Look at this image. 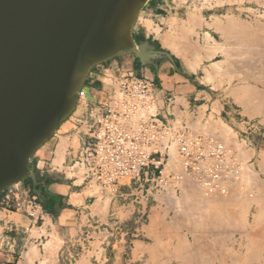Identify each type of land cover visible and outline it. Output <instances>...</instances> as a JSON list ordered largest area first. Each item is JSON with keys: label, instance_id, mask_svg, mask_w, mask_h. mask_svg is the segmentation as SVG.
Returning a JSON list of instances; mask_svg holds the SVG:
<instances>
[{"label": "rangeland", "instance_id": "374dc122", "mask_svg": "<svg viewBox=\"0 0 264 264\" xmlns=\"http://www.w3.org/2000/svg\"><path fill=\"white\" fill-rule=\"evenodd\" d=\"M175 2L180 7L183 6L184 7L183 10H186L187 8L188 9L192 8L193 10H195V12H198V17L195 16V18H197V21H196L197 24L196 25H198V26H195V32L193 33V35H191L192 39H190L191 45L196 47L195 51H193L194 53L192 52L193 53L192 56L196 55V57H191L192 53L188 54V55L182 54L183 55L182 56L180 53L173 51L174 49L179 48V46H180V40L182 39L181 37L183 36L182 35V29H181L182 27L181 28L178 27L177 30L174 31L173 37L169 40L171 42L163 44L162 49L171 50V51H168V50H165V51L170 52L173 55V57L176 60H178V65H179V68L181 70L184 68V64L189 65V62L195 66L199 64L198 66L195 67V71L198 67H200L199 70H197L196 75L191 76L190 81H191L192 85L198 86L201 90L204 89L205 92L201 96L204 99L200 100L198 102H195V104H193V106H192L193 108L191 109L190 113L188 114L187 120L184 121V120H182V118H179L177 121L170 122L169 124H171L173 126H186V127H189L191 130H193L194 132L199 133V134H213L214 133V135H216L218 138H220L225 144L229 145L230 148L235 149L234 152L236 153L237 158L239 159V164L241 166L240 173L242 171H244L246 167H248V169H251V171L249 170L250 172L248 171L250 173V175H251V172H252V175L255 174V176H256V173L258 174L257 175V181H258L257 183H258L259 187L255 184L256 182L253 180L254 176L251 175V176H249V178H248V176H246L247 177V179H246V177L244 175L246 171H244L243 172L244 173L243 178L245 180L244 182L241 183V181H242L240 179L241 177L238 176V179L234 180V183H232L233 181L231 183H229L228 189L230 191L228 192V194L230 196V199H229V196H228V199L229 200L232 199V200L230 202L229 201L224 202L225 204H223V207L225 206V208L223 210V207H221V205H222L221 201L223 199L221 197H216V200H214V199L212 200V198H210L208 196L209 200H207L208 197H206L207 198L206 199L205 196L203 197V194H200L201 192L196 187L197 185L190 178L188 179V177H185L184 181H183L184 183L181 186L182 193H180L179 199H178V200H180L179 202H181V204L179 202L175 203L174 201H171L168 199H162L161 200L160 198H157L160 206H162V212L158 213V214L156 213L157 214L156 216H158V218L160 217L159 219H160L161 223L159 221H158L159 223L155 222L157 227L162 226V228H163V233L160 237H157V236L153 237L151 235V232L154 230V224L152 223V225H149V218H148L150 207L152 205L156 204L157 202H151L152 200L151 201L150 200L149 201H147V200L142 201V204L146 208V214H145L144 219H140V220L128 219L129 215L126 214V212L122 213L121 216H122L123 221H121V226L123 228H137V227L141 228V227H143L145 231L148 230L150 233V237L147 238V248H146V250L140 249L141 250L140 252H142L141 260L137 264H173V263L179 264L178 261L175 260V252L178 248L179 238L184 239V240L187 239L190 248L192 250L195 249L194 244H193V239H192L190 232L194 231V233H195V231L197 232L200 228L199 229L197 228L198 230L196 229L195 225L198 226V224H196V223H198L197 222L198 220L195 223H194V221L196 219H198L201 216V214L204 215V213L207 212L206 210H208V212H209L210 207L216 208V206H218L219 203H221V204H220V206H218L219 207L218 212L220 214L224 213V216H226V218H223L224 221L223 222L221 221V223H219L220 221L218 223H216L217 221H215V223H214V221L212 219L209 220L210 222L209 221L205 222V220H204L205 224L209 222V227H208L209 230L207 229V227H205V226H207V224L206 225L204 224L205 226L203 225L204 229L201 228L202 229L201 231L208 230V234L206 231H204V232H206V235L204 234L205 237L203 238V242L205 245H209V247L212 248V250H214L212 252V255H211L213 258L223 256L221 254H224L223 252L227 251L228 248L229 249L235 248L236 250L239 249L238 248L239 244H241L242 241L240 238V233L238 232L239 229L236 230L237 229L236 227H240L242 229L244 226V219H243L244 218V212H243V207H241V205H240L241 201L245 200L246 198L248 200V198H249L248 195L251 197V198H249V200H251V199L254 200L256 198L255 196H257L258 199L264 200V197L261 196L262 195L261 191H260L261 189L259 190V188L262 185H263L262 187H264V169L259 167L260 156L264 154V107H262V109L259 110L260 109L259 101L253 100V101H255V103L251 102L252 104H250V105L248 104L249 105L248 108H252L251 109L252 111L246 113L243 105H239L236 101L238 96L243 97L242 92H243L244 88H248V87L252 88V89H254V87H256L255 89L264 88V57H262V56H264V53H263L264 52V0H175ZM216 14L218 16H215ZM203 15H206V16L213 15V17H212L213 22L206 23L207 27L212 29L211 35L207 32L210 35L209 39H207L206 34L200 33V32H205V29H202V26L204 24ZM226 16H228L227 18L232 17L234 19L231 18L230 21L228 22L229 19L226 20L227 19ZM217 19L222 20L223 22L221 21V23H223V24H226L227 22H228L227 25L232 24L233 28H237V30H235V31H237L238 34H239V32L241 34L242 31H244V30H245V32L247 30L248 34H250V35L254 33L253 35H251L252 37L254 36L253 38H251V40H253L252 42H254V43H252V44L253 45L255 44V46H253V45L251 46V44H249V43H248L249 45H245L244 43L241 44V42H240V44H237L238 41L236 42V38L233 39V37L231 39L228 38L230 40L229 41L230 44L229 43H228V45L225 44L224 42H228V40L224 41L225 39L220 37V34L217 33L216 30H214V27L212 26L214 21ZM198 20L200 21V23L198 22ZM210 24H211V26H210ZM235 24H237V25H235ZM199 26H201V27H199ZM232 26H231V28H232ZM234 26H236V27H234ZM239 27H242L243 29L239 28ZM197 28H199V30H197ZM248 30H250V31H248ZM245 32H243V34ZM247 32L245 34H247ZM239 37H242V36H239ZM222 41L224 44H222ZM255 41L260 42L261 47H259V43L256 44ZM242 42H243V40H242ZM220 46H222V48H225V46L227 48V46H228V51H229V47L231 50L232 49L233 50L232 51L230 50L231 51V53H230V52H226L227 50L225 48L226 51L223 50V52L224 51L225 52L222 54L220 49L218 51V48ZM255 47L256 48L258 47V49H261V50L259 51ZM222 48H221V50H222ZM251 48H252V51H251ZM196 49H197V51H196ZM200 49L202 52H200ZM207 49H209V50L211 49L210 50L211 52ZM246 49H248V50H246ZM206 50L209 51L210 54H212V55H210L209 52L207 54ZM197 52H198V54H197ZM212 52L216 53V55L213 54ZM204 53H206V54H204ZM225 53H226V56H228V57L223 56V55H225ZM227 53L229 55L231 54L230 57H232V58H230ZM240 53H241V55H240ZM249 53H250V56L252 54H254V55H252L250 57ZM256 53H258V54H256ZM197 55H199L200 59H198L199 57ZM202 56H203V58H202ZM185 57L189 61L188 63H187V60ZM248 57H250V58H248ZM178 58H180V59H178ZM239 58H241V59H239ZM226 60H227V62H226ZM242 61H243V63H246V65L243 63H241V64L239 63ZM215 62H216V64H214ZM202 63H205V64H202ZM254 63L257 64V66ZM191 64L189 65L190 69H191ZM210 64H211V66H210ZM213 65L216 67L212 68V67H214ZM243 65H245V66H243ZM250 66L253 68H251ZM235 72H237V73H235ZM231 73H233V74H231ZM205 75H206V77H205ZM207 75H209V77ZM260 75L262 77H260ZM120 77L113 78V80H111L109 78L107 80L106 85H107V91L108 92H111L112 89L114 90V89L118 88V79ZM207 77L209 78V80ZM248 78H250V79H248ZM245 85H246V87H245ZM234 89H236V92ZM237 90L239 92L238 94H240V95L237 94ZM106 95H107V92L105 95H102V96L96 97L93 95L94 98H91L90 100L85 101L83 104H81L78 111L77 112L75 111L76 114L71 116V117H73V120L75 122L82 123V128L79 129V127H78L79 132L82 131L85 135L88 133V130L90 128V125L93 122V119L100 112H102L101 102H104L107 99ZM156 100H157V98H156ZM195 105H197V106L195 107ZM157 108H158V103H157ZM209 118L211 120H209ZM208 123L211 124V126ZM220 130H222L224 132H222ZM225 136L228 137V141H227V137H225ZM76 142L77 141H75L74 145L77 144ZM233 145L235 147H233ZM244 151H246V152H244ZM248 153H251V155ZM56 164L61 165L62 161H59ZM243 166H244V168H243ZM167 168L172 173L181 172V170H182L181 165L179 163V160L176 156H175V158L174 157L171 158V160L168 162ZM252 169L256 172H254ZM248 172H246V175ZM253 172H254V174H253ZM68 176L71 177V175H68ZM248 179L250 182L248 181ZM254 179H256V178H254ZM126 184H127L126 187L123 188V191L125 193H130L132 191H135V193H137V191H136L137 186L135 184H133L129 181H127ZM230 184H232V186ZM143 186L145 188V193H144L145 196L147 195V193L150 195L155 194L153 191V187L150 184H148V185L144 184ZM230 186L232 189L230 188ZM90 190H92V195L99 196V201L95 204L93 209L96 210L95 208H98L101 215H103L104 217H107L110 214H112L111 202L113 201L112 200L113 197L106 193L105 194V204H104V206L101 207L100 203H101V200L103 199V196H104L103 192L96 185H93L92 189H90ZM226 191H228V190L226 189ZM241 191H244V192L241 193ZM190 192H192L193 194ZM231 192H233L234 194ZM247 192H249V193H247ZM226 193L227 192L224 193V196ZM228 194H226V195H228ZM28 195H31V193H28ZM220 195H223V193ZM240 195H242V196H240ZM235 197H236V199H235ZM253 197H254V199H253ZM204 199H206V200H204ZM203 200H204V202H202ZM217 200H218V202L215 203V201H217ZM234 200H236V201H234ZM114 201L116 202L115 206L118 208V207H122L124 204H126L128 202L130 203L131 199L129 198V200H124L121 198H117V200H114ZM205 201L207 204L205 203ZM207 201L211 202V203L208 204ZM170 202H171V204H170ZM200 202H202L203 204ZM227 202H229V203H227ZM172 203L176 204V205H173ZM185 204H186V207H185ZM215 204H217V205H215ZM202 206H204V207H202ZM197 207L203 208L204 212H202L203 209H201V208L197 209ZM199 211H201V214H197V213H200ZM154 212H156V208H154ZM225 213L229 214V216L226 215ZM177 215H178V217H177ZM240 215H241V217H240ZM139 216L140 215H134L135 218L139 217ZM201 219H203V218H201ZM190 220L193 222H190ZM204 222L202 220V223H204ZM186 223H188V224H186ZM40 224H41V221H39L37 225H40ZM88 224L89 223H86V225H81V223H80L79 226L76 227V230H73L71 232V235H66L67 233L63 232V236H59L55 232L54 233L52 232L53 234L52 233L49 234L46 231H44L43 234L46 235V238H44L43 242L40 244L39 247H36L38 252L40 250H42V251L44 250L46 253H48L47 244L49 243V241L55 240L54 236H57L60 239L58 240L57 246H55V247L56 248L58 247V248L57 249L55 248L56 251L54 250L55 253H53L55 258H56V264H99V262L103 263L104 260L108 258V254H107V252H105V250H104L105 247H104L102 242L104 239H105V241H108L109 238L106 236H105V238H101V237H97L96 235L94 237H92L91 234H88V233L95 232V229L92 227H89ZM92 224H93L92 225L93 227L97 226L96 223H92ZM193 224H195V225H193ZM245 226L247 227V225H245ZM104 228H108V226L105 225ZM104 228L102 229L103 231H104ZM210 228H211V230H210ZM248 228L250 229V227H248ZM234 230H236L237 233ZM172 231H173V233H172ZM198 232H200V231H198ZM212 233H214V235ZM230 240H232V241H230ZM236 240H237V242H236ZM94 241H95V243H90V242H94ZM165 241H167V242H165ZM156 244L158 245V249H157ZM124 245H125V243H124ZM127 247H128V245H127ZM153 248L157 249L159 252L155 256H152L151 254H153V253L150 252V250H152ZM67 250H69V251L67 252ZM127 252L128 251L124 252L125 257L127 256ZM49 256H52V255H49ZM86 260H87V262H86Z\"/></svg>", "mask_w": 264, "mask_h": 264}, {"label": "water", "instance_id": "95a60500", "mask_svg": "<svg viewBox=\"0 0 264 264\" xmlns=\"http://www.w3.org/2000/svg\"><path fill=\"white\" fill-rule=\"evenodd\" d=\"M149 1L0 0V195L39 185L32 159L75 113L95 67L120 55L175 62L133 36Z\"/></svg>", "mask_w": 264, "mask_h": 264}, {"label": "crops", "instance_id": "0c3cea01", "mask_svg": "<svg viewBox=\"0 0 264 264\" xmlns=\"http://www.w3.org/2000/svg\"><path fill=\"white\" fill-rule=\"evenodd\" d=\"M183 9L184 7L176 4L175 0H150L139 15L133 29V36L137 40L150 41L159 50L171 51L162 49L163 44L171 42L169 40L173 37L174 31L183 24V20L191 21V16H193L192 18L198 17V12L192 8ZM212 17L213 15H203V20L205 23H209L213 21ZM202 29H205V32H200L201 34L208 32L211 35L212 29L207 25L203 24ZM154 63L155 66H142L134 55H120L95 67L86 86L90 89L91 94L97 97L106 94V82L109 78L129 73L137 78L152 79L158 86L156 98L160 118L169 123L177 121L179 118L187 120L193 104L204 99L201 96L205 90L192 85L190 81L191 76L196 75L200 67L193 72L189 65L184 64V68L181 70L176 59L174 63L168 59ZM78 127L82 128V123L75 122L73 117L69 118L63 123L56 136L35 153L32 163L39 175L38 186L34 188L31 179L18 184V187L24 192L38 197L42 206L40 225H36L23 212L4 208L1 205L2 194L0 195V264H56L54 255L48 257L44 250L38 252L36 248L46 238L43 232L46 231L49 234L55 232L59 236H63V232H65L66 235H71V232L76 230L80 223L81 225L89 223L88 226L95 229V232L88 233L92 237L96 235L101 238H105V236L109 238L108 241L104 239L102 242L108 258L99 264H137L142 255L139 250L140 248L141 250L146 249L150 233L143 227L123 228L121 215L126 212L129 215L128 219H142L146 214V208L142 204L143 200L157 202L150 207L149 225L154 224V230L151 232L153 237L162 235V226L157 227L155 224V222H160V217L158 218L156 215L162 212V206H160L157 197L152 198L149 194L145 196L143 191L136 190L137 193L135 191L127 193L126 200L130 198L131 202L118 208L114 201L117 198H112V214L107 217L101 215L98 208L93 209L99 201V196L92 195V190H90L92 186L88 184L76 185L77 183L68 176L79 148L86 139L85 134L78 131ZM75 141H77L76 145H74ZM59 161H62L61 165L56 164ZM103 194L101 207L105 204L106 193L103 192ZM154 208H156V212H154ZM134 215L140 216L135 218ZM92 223H96L97 226L93 227ZM105 225L108 228H104ZM90 243H95V241ZM126 251L128 252L125 257L124 252ZM30 253L31 256H29Z\"/></svg>", "mask_w": 264, "mask_h": 264}, {"label": "built area", "instance_id": "2783aa9c", "mask_svg": "<svg viewBox=\"0 0 264 264\" xmlns=\"http://www.w3.org/2000/svg\"><path fill=\"white\" fill-rule=\"evenodd\" d=\"M86 88L79 94L78 108L94 98ZM157 88L154 80L128 73L118 79V88L107 91L102 112L93 119L69 170L76 185H96L113 198L126 200L123 188L127 181L144 193L143 185L150 184L155 193L150 196L175 202L185 177H192L212 192L238 173L235 153L216 135L199 134L160 118ZM174 156L181 172L172 173L167 168ZM1 205L25 213L36 225L42 220L38 197L28 195L18 185L2 193Z\"/></svg>", "mask_w": 264, "mask_h": 264}, {"label": "bare ground", "instance_id": "6f19581e", "mask_svg": "<svg viewBox=\"0 0 264 264\" xmlns=\"http://www.w3.org/2000/svg\"><path fill=\"white\" fill-rule=\"evenodd\" d=\"M227 15V14H226ZM193 16H191V21H184L183 20V24H181V26H179L181 29H182V39L180 40V46H179V48H176V49H174L173 51H175V52H177V53H180L181 55L182 54H184V55H188V54H191L193 51H195V48L196 47H194L193 45H191V43H190V39H192V37H191V35H193V33L195 32V26H198V25H196L197 24V18H192ZM228 16H226V18H227ZM232 18V17H231ZM230 17L229 18H227L226 20H228V22L230 21V19H231ZM194 19V20H193ZM232 19H234V18H232ZM220 20V19H219ZM218 19L217 20H215L214 21V23L212 24V26L214 27V30H216V32L217 33H219L220 34V37H222L223 39H225L224 41H226V40H228V42H224L225 44H227L228 45V43L230 44V40L229 39H231L232 37H233V39L234 38H236V42L238 41V43L237 44H240V42H241V44H245V45H249V44H251V46L253 45L252 43H254V42H252L253 40H251V38H253L251 35H253V34H248V32H247V30H246V32H247V34H245L246 32H245V30L244 31H242V35L240 34V32H239V34H238V32L237 31H235V30H237V28H233V26H232V24H228L227 25V23L226 24H223V23H221V21L222 20H220L219 21ZM131 21V20H130ZM129 21V22H130ZM148 21H150V20H148ZM233 21V20H232ZM198 22L200 23V21L198 20ZM213 22V21H212ZM223 22V21H222ZM236 22V21H235ZM149 23V22H148ZM198 23V24H199ZM207 23V22H206ZM205 22H204V24L205 25H207ZM232 23V22H231ZM237 23V22H236ZM151 24V23H150ZM238 24V23H237ZM237 24H235V25H237ZM240 24V23H239ZM200 25V24H199ZM234 25V24H233ZM209 26V25H208ZM210 26H211V24H210ZM231 26H232V28H231ZM149 27V26H148ZM199 27H201V26H199ZM234 27H236V26H234ZM245 27V26H244ZM239 28H242V27H239ZM243 29V28H242ZM240 30V29H239ZM248 31H250V30H248ZM243 32H245L244 34H243ZM252 32V31H251ZM197 35V34H196ZM259 35V34H258ZM239 36H242V37H239ZM256 36V35H255ZM206 37H207V39H209V37H210V35L208 34V33H206ZM229 38V39H228ZM243 40V42H242V40ZM206 39V38H205ZM206 39V40H207ZM232 39V40H233ZM257 39V38H256ZM212 40V39H211ZM231 40V41H232ZM255 40V39H254ZM260 40V39H259ZM256 42V41H255ZM223 43V41H222V44H224ZM247 43V44H246ZM249 43V44H248ZM257 43H259V47H261L260 46V42H256V44ZM253 46H255V44L253 45ZM215 47V46H214ZM217 47V46H216ZM221 48H222V46H220L219 48H218V51H219V49H220V51H221V53L223 54L226 50V52H230L231 53V51L233 50H231L230 49V47H229V51H228V46H227V48H226V46H225V48H226V50H225V48H222V50H221ZM241 48V47H240ZM254 48V47H253ZM256 48V47H255ZM199 49V48H198ZM256 49H258V47L256 48ZM207 50H209V49H207ZM206 50V51H207ZM211 50V49H210ZM209 50V51H210ZM223 50H225L224 52H223ZM231 50V51H230ZM246 50H248V49H246ZM259 51L261 50V49H258ZM196 51H197V49H196ZM209 51H207V54H208V52ZM241 51V50H240ZM251 51H252V48H251ZM199 52V51H198ZM198 52H197V54H198ZM200 52H202L201 51V49H200ZM199 52V53H200ZM205 52V51H204ZM211 52V51H210ZM210 52H209V54H210ZM217 52V51H216ZM239 52V51H238ZM255 52V51H254ZM194 53V52H193ZM193 53L191 54V57H196V55L195 56H192L193 55ZM196 53V52H195ZM213 53V52H212ZM243 53V52H242ZM245 53V52H244ZM264 53V52H263ZM204 54H206V53H204ZM213 54H215L216 55V53H213ZM228 54V53H227ZM246 54V53H245ZM256 54H258V53H256ZM261 54V53H260ZM202 55V54H201ZM210 55H212V54H210ZM229 55V54H228ZM240 55H241V53H240ZM252 55H254V54H252ZM251 55V56H252ZM183 56V55H182ZM198 57H199V55H197ZM223 56H226V53H225V55H223ZM231 56V54L229 55V57ZM249 56H250V53H249ZM250 56V57H251ZM214 57V56H213ZM226 57H228V56H226ZM225 57V58H226ZM243 57V56H242ZM250 57H248V58H250ZM262 57H264V56H262ZM186 58V57H185ZM190 58V57H189ZM188 58V59H189ZM202 58H203V56H202ZM230 58H232V57H230ZM197 59V58H196ZM195 59V60H196ZM198 59H200V57L198 58ZM208 59V58H207ZM229 59V58H228ZM239 59H241V58H239ZM243 59V58H242ZM247 59V58H246ZM245 59V60H246ZM186 60H187V58H186ZM185 60V61H186ZM261 60V59H260ZM192 61V60H191ZM197 61V60H196ZM200 61V60H199ZM241 61V60H240ZM189 61L187 60V63H188ZM198 62V61H197ZM225 62V61H224ZM226 62H227V60H226ZM251 62V61H250ZM195 63V62H194ZM199 63V62H198ZM219 63V62H218ZM229 63V62H228ZM240 64L241 63H243V61L242 62H239ZM191 63L189 62V65H190ZM196 64V63H195ZM212 64V63H211ZM211 64H210V66H211ZM214 64H216V62L214 63ZM222 64V63H221ZM243 64H245L246 65V63H243ZM248 64V63H247ZM255 64V63H254ZM199 65V64H198ZM198 65H196V66H198ZM218 65V64H217ZM245 65H243V66H245ZM253 65V64H252ZM256 66H257V64H255ZM195 65H193V64H191V71H195V67H196ZM214 66V65H213ZM229 66V65H228ZM234 66V65H233ZM216 66H214V67H212V68H215ZM251 67V66H250ZM251 68H253V67H251ZM260 68V67H259ZM257 69V68H256ZM236 71V70H235ZM84 72H85V70H79L78 72H77V74H76V78H79V77H83V75H84ZM208 72V71H207ZM211 72V71H210ZM231 72V71H230ZM233 72V71H232ZM235 73H237V72H235ZM234 73V74H235ZM231 74H233V73H231ZM210 75V74H209ZM209 75H207L208 77H209ZM213 75V74H212ZM211 75V76H212ZM230 75V74H229ZM239 76V75H238ZM205 77H206V75H205ZM207 77V78H208ZM260 77H262L261 75H260ZM211 78V77H210ZM234 78V77H233ZM248 79H250V78H248ZM208 80H209V78H208ZM230 80V79H229ZM231 81V80H230ZM248 86V85H247ZM245 87H246V85H245ZM251 87V86H250ZM256 87H254V89H252V88H244L243 89V97H241V96H238L237 97V99H236V101H237V103L239 104V105H243V107H244V110H245V112L246 113H248V112H251L252 110V108H248L249 107V105L250 104H252V103H255V101H253V100H257V101H259V103H260V109L259 110H261L262 109V107H264V88H262V89H255ZM235 90V92H236V89H234ZM241 92V91H240ZM239 92H238V90H237V94H238ZM232 94V93H231ZM235 95V94H234ZM238 95H240V94H238ZM242 95V94H241ZM178 98V97H177ZM176 98V99H177ZM236 98V97H235ZM86 99H84L83 101H85ZM179 100H181V99H179ZM179 100H178V102H179ZM256 101V102H257ZM252 102V103H251ZM258 103V102H257ZM249 104V105H248ZM248 105V106H247ZM247 106V107H246ZM254 108V107H253ZM254 110V109H253ZM263 111V110H262ZM254 113V112H253ZM210 117V116H209ZM209 120H211L210 118H209ZM211 123V122H210ZM213 123V122H212ZM209 124V123H208ZM210 126H211V124H209ZM225 125V124H224ZM214 126V125H213ZM210 129V128H209ZM208 129V130H209ZM215 129V128H214ZM85 130V129H84ZM207 130V131H208ZM220 131H222V130H220ZM227 131V130H226ZM215 132V131H214ZM222 132H224V131H222ZM214 134V133H213ZM216 134V133H215ZM223 134V133H222ZM224 136V135H223ZM225 137H227V136H225ZM224 138V137H223ZM65 139V138H64ZM63 139V140H64ZM67 139V138H66ZM226 139V138H225ZM227 141H228V137H227ZM231 141V140H230ZM229 141V142H230ZM228 142V143H229ZM236 143V142H235ZM238 143V142H237ZM231 144V143H230ZM227 145V144H226ZM228 147H229V145H227ZM233 147H235L234 145H233ZM230 148V147H229ZM237 148V147H236ZM230 149H232V148H230ZM234 150L235 149H232V152L233 153H235L234 152ZM247 151V150H246ZM246 151H244V152H246ZM63 152V151H62ZM242 153V152H241ZM61 154H63V153H61ZM248 154H250L251 155V153H248ZM235 156H236V158H237V155H236V153H235ZM253 156V155H252ZM61 157V156H60ZM174 158H175V156H174ZM58 160H60V159H58ZM237 160H238V164H239V159L237 158ZM249 160V159H248ZM260 164H259V167L260 168H262V169H264V154L263 155H261L260 156ZM172 162V161H171ZM59 164V163H58ZM242 165V164H241ZM240 168H241V166H240V164H239V171H238V173H235V174H231L230 176H229V178L227 179V180H223L221 183H220V185H219V187L217 188V190L216 191H212V192H209V191H207L206 190V187L204 186V184H201L199 181H195V180H193V178L191 177H188V179L190 178L197 186V188L200 190V194H203V197L205 196V198L206 197H210V198H212V200L214 199V200H216V197H221L223 200L221 201V203H222V205H221V207H223V204H225L224 202L225 201H231V200H229L230 199V196H229V194H228V192L230 191L229 189H228V186H229V183H231L232 181V183H234V180H236V179H238V176H240L239 178L242 180L241 181V183L242 182H244L245 180H244V175H245V177L246 176H248V178H249V176H251L252 175V172H251V175H250V171H251V169H248V167H246L245 168V170L244 171H246V172H248L249 170V172L247 173V175H246V172H245V174L243 173L244 171H242L241 173H240ZM243 168H244V166H243ZM247 169V170H246ZM243 170V169H242ZM253 170V169H252ZM254 171V170H253ZM254 172H256V171H254ZM254 172H253V174H254ZM263 172V171H262ZM240 174V175H239ZM244 174V175H243ZM249 174V175H248ZM257 173H256V176H255V174L254 175H252V176H254L253 177V180L256 182L255 184L258 186V181H257ZM252 178V177H251ZM250 178V179H251ZM254 178H256V179H254ZM246 179H247V177H246ZM252 180V179H251ZM183 181H184V179H183ZM186 181V180H185ZM240 181V180H239ZM248 181H249V179H248ZM247 181V182H248ZM188 182V181H187ZM236 182V181H235ZM250 182V181H249ZM263 182V181H262ZM184 182H182V184H183ZM191 183V182H190ZM193 183V184H194ZM237 183V182H236ZM239 183V182H238ZM252 183V182H251ZM261 183V182H260ZM188 184V183H187ZM231 186H232V184H230ZM237 185V184H236ZM182 186V185H181ZM195 186V185H194ZM193 186V187H194ZM231 186H230V188H231ZM263 186V185H262ZM261 186V187H262ZM184 187V186H183ZM189 187V186H188ZM191 187V186H190ZM259 187V186H258ZM257 187V188H258ZM259 188V190L261 191V196L262 197H264V187H262V188ZM193 189V188H192ZM197 189V190H198ZM226 189L228 190V191H226ZM232 189V188H231ZM182 190V189H181ZM196 190V191H197ZM243 190V189H242ZM247 191V190H246ZM225 192H227L226 194H228V195H226L225 194V196H224V193ZM235 192V191H234ZM242 192H244V191H241V193ZM181 193H182V191H181ZM190 193H192V192H190ZM223 193V195H220V194H222ZM231 193H233V192H231ZM238 193V192H237ZM236 193V194H237ZM247 193H249V192H247ZM255 193V192H254ZM189 194V193H188ZM193 194V193H192ZM199 194V195H200ZM234 194V193H233ZM235 194V195H236ZM240 194V193H239ZM184 195V194H183ZM246 195V194H245ZM248 195V194H247ZM256 195V194H255ZM194 196V195H193ZM196 196V195H195ZM228 196H229V199H228ZM238 196V195H237ZM236 196V197H237ZM240 196H242V195H240ZM209 197H208V199L207 200H209ZM236 197H235V199H236ZM248 197L249 198H251L249 195H248ZM256 198L254 199V197H253V199L254 200H249V198H248V200H247V198L245 199V200H242L241 201V203H240V205H241V207H243V212H244V226H243V228L241 229L240 227H236L237 229L236 230H238L239 229V233H240V238H241V244H239V249H229L228 248V250L227 251H225V252H223L224 254H221V255H223V256H220V257H212L211 255H212V252L214 251V250H212V248H210L209 247V245H205L204 244V242H203V238L205 237L204 236V234L206 235V232H207V234H208V227H209V220H213L214 221V223H215V221H217L216 223H218L219 221V223H221V221L223 222L224 221V219L223 218H226V216H224V213H219L218 212V206H220V204L221 203H217L218 204V206H216V208L215 207H213V208H211L210 207V210H209V212H208V210H206L207 212H205L204 213V215L203 214H201V211H199L200 213H197V214H201V218H203V219H201L200 217V219L198 218V219H194L195 221H194V223L197 221L198 223H196V224H198V226L197 225H195V224H193V225H195L196 226V229L198 228H200L198 231H200V232H196L195 231V233H194V231H191L190 232V234H191V236H192V239H193V244H194V247H195V249H191L190 248V246H189V243H188V241H187V239H181V238H179V244H178V248H177V250H176V252H175V260H177L178 261V263L179 264H264V200L263 199H258L257 198V196H255ZM194 198V197H193ZM260 198V197H259ZM179 199V197L177 198V199H175V203H178L180 200H178ZM206 199H204V200H206ZM240 199V198H239ZM182 200V199H181ZM204 200L202 201V202H204ZM211 200V201H212ZM241 200V199H240ZM197 201V200H196ZM234 201H236V200H234ZM233 201V202H234ZM199 202V201H198ZM202 202H200V203H202ZM208 202V201H207ZM216 202H218V200L217 201H215V203ZM229 202H227V203H229ZM180 204H181V202H179ZM205 203H206V201H205ZM209 203H211V202H208V204ZM170 204H171V202H170ZM173 204V203H172ZM203 204V203H202ZM207 204V203H206ZM217 204H215V205H217ZM173 205H176V204H173ZM211 205V204H210ZM170 206V205H169ZM185 207H186V204H185ZM202 207H204V206H202ZM206 207V206H205ZM208 207V206H207ZM188 208V207H187ZM199 208H201V207H197V209H199ZM209 208V207H208ZM224 208H225V206L223 207V210H224ZM182 209V208H181ZM185 209V208H184ZM201 209H203V208H201ZM206 209V208H205ZM180 210V209H179ZM222 211V210H221ZM220 211V212H221ZM190 212V211H189ZM202 212H204V209L202 210ZM228 213V212H227ZM182 214V213H181ZM223 214V215H222ZM226 214V213H225ZM176 215V214H175ZM226 215H228L229 216V214H226ZM242 215V214H241ZM241 215H240V217H241ZM192 216V215H191ZM227 216V217H228ZM177 217H178V215H177ZM189 217V216H188ZM194 217V216H193ZM239 217V218H240ZM197 218V217H196ZM229 218V217H228ZM188 219V218H187ZM190 219V218H189ZM193 219V218H192ZM230 219V218H229ZM228 219V220H229ZM202 220H203V222H204V220H205V222H207V221H209L208 223H206L207 224V226H205L206 224H205V222L204 223H202ZM231 220V219H230ZM233 220V219H232ZM181 221V220H180ZM189 222V221H188ZM190 222H193V221H191L190 220ZM243 222V221H242ZM179 223V222H178ZM186 224H188V223H186ZM205 224V225H204ZM230 224V223H229ZM205 227H207V229L208 230H204V231H206V232H204V231H201L202 229H204L203 227L204 226ZM216 225V224H215ZM245 225H247V227L245 226ZM191 226V225H190ZM200 226V227H199ZM167 227V226H166ZM170 227V226H169ZM242 227V226H241ZM248 227H250V229L248 228ZM202 228V229H201ZM206 229V228H205ZM176 230V229H175ZM210 230H211V228H210ZM230 230V229H229ZM236 230H234V231H236ZM174 231V230H173ZM173 231H172V233H173ZM189 231V230H188ZM233 231V230H232ZM194 234H193V233ZM230 232V231H229ZM54 233V232H53ZM52 233V234H53ZM189 233V232H188ZM231 233V232H230ZM236 233H237V231H236ZM213 235H214V233H212ZM165 235V234H164ZM54 239L55 240H51V241H49V243L47 244V250H48V253H47V256H49V255H54L53 253H55V246H57V243H58V240L60 239V238H58L57 236H54ZM233 239V238H232ZM167 240V239H166ZM205 240V239H204ZM161 241V240H160ZM229 241V240H228ZM230 241H232V240H230ZM165 242H167V241H165ZM236 242H237V240H236ZM240 242V241H239ZM161 243V242H160ZM235 244V243H234ZM156 246H157V249H158V245L156 244ZM161 246V245H160ZM228 246V245H227ZM58 248V247H57ZM56 248V249H57ZM147 248V247H146ZM141 249V248H140ZM157 249H152V250H150V252L151 253H153V254H151L152 256H155L157 253H159L158 252V250ZM160 249V248H159ZM55 250V251H54ZM146 250V249H145ZM155 252H154V251ZM218 250V249H217ZM235 250V251H234ZM139 251H141V250H139ZM161 251V250H160ZM138 252V251H137ZM147 252V251H146ZM33 253V252H32ZM155 253V254H154ZM216 253V252H215ZM29 256H31V253H30V255ZM33 256H34V254H33ZM53 257V256H52ZM157 257V256H156ZM155 257V258H156ZM27 258H28V256H27ZM47 258V257H46ZM45 258V259H46ZM51 258V257H50ZM154 258V259H155ZM55 259V258H54ZM83 259V258H82ZM153 259V260H154ZM30 260V259H29ZM43 260V259H42ZM56 260V259H55ZM44 261V260H43ZM84 261V260H83ZM82 261V262H83ZM50 262V261H49ZM86 262H87V260H86ZM46 263V262H45ZM31 264V263H30ZM47 264V263H46ZM174 264V263H173Z\"/></svg>", "mask_w": 264, "mask_h": 264}]
</instances>
